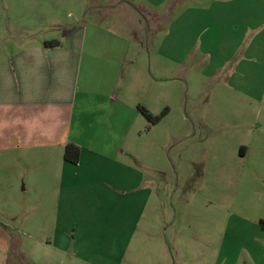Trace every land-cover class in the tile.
Instances as JSON below:
<instances>
[{
	"label": "rangeland",
	"instance_id": "rangeland-1",
	"mask_svg": "<svg viewBox=\"0 0 264 264\" xmlns=\"http://www.w3.org/2000/svg\"><path fill=\"white\" fill-rule=\"evenodd\" d=\"M1 1L0 48L15 33L60 42L76 21L104 14L137 41L120 80L137 117L115 161L0 155V234L18 241L9 264H264V45L209 41L200 27L191 34L174 22L177 0H134L145 11L80 0L81 11L49 5L22 18ZM185 3L188 15L195 1ZM187 38L197 51L183 67L162 56ZM142 107L167 115L154 125ZM184 116L198 123L189 135Z\"/></svg>",
	"mask_w": 264,
	"mask_h": 264
},
{
	"label": "crops",
	"instance_id": "crops-1",
	"mask_svg": "<svg viewBox=\"0 0 264 264\" xmlns=\"http://www.w3.org/2000/svg\"><path fill=\"white\" fill-rule=\"evenodd\" d=\"M129 1L144 10L134 0ZM186 1L177 0L174 22L190 28L191 34L200 27L212 34L209 41L233 46L246 42L264 45V0H193L195 6L188 8L191 12L188 15L182 11ZM1 2L4 13L14 12L21 18V14L49 12V5L54 10L61 5L64 9L73 6L75 11L79 5L78 11L82 10L80 0ZM115 4L116 0H105V4L97 7L116 9ZM166 15L169 16H165V26L171 14ZM112 18L104 14L100 19L76 21L77 27L56 49H47L43 41L34 38L25 41L17 33L2 38L6 41L0 48L1 156L16 152L39 159L58 153L61 161L68 163L64 158L66 146L74 144L81 150L80 161L75 166L84 167L86 162L99 165L117 159L121 141L131 134L137 117L125 86L120 85L125 63L137 41L113 31L124 28L126 22L121 18L113 20L112 27L106 23ZM26 26L32 30L36 27L34 23ZM24 27L23 23L17 26L19 30ZM177 41L172 49L174 53L169 55L165 50L162 56L184 66L185 60L197 51L194 47L197 39ZM259 54L264 60V47ZM136 63L131 65L134 67ZM183 122L193 127L188 135L196 131L198 123L194 117L184 116ZM241 154L248 157L249 150L243 146ZM10 238L0 234V264H9L14 257L12 245L18 241Z\"/></svg>",
	"mask_w": 264,
	"mask_h": 264
},
{
	"label": "trees",
	"instance_id": "trees-1",
	"mask_svg": "<svg viewBox=\"0 0 264 264\" xmlns=\"http://www.w3.org/2000/svg\"><path fill=\"white\" fill-rule=\"evenodd\" d=\"M46 48L47 49H55L61 46V43L58 41H51L46 43ZM141 112L145 115V117L149 120L151 124H158L161 122L164 117L167 115V112H163L160 116H153L148 110L145 108H140ZM80 156H81V150L77 145L74 144H69L66 146L65 150V160L68 163L71 164H78L80 161Z\"/></svg>",
	"mask_w": 264,
	"mask_h": 264
}]
</instances>
